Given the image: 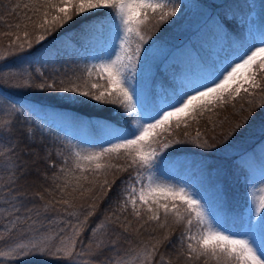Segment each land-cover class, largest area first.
<instances>
[{"label": "snow or ice", "instance_id": "obj_1", "mask_svg": "<svg viewBox=\"0 0 264 264\" xmlns=\"http://www.w3.org/2000/svg\"><path fill=\"white\" fill-rule=\"evenodd\" d=\"M181 7V0H0L3 35L13 38L8 47L16 57L0 66V85L14 78L13 87L114 105L128 125L99 124L98 147L59 137L46 142L43 126L14 103L5 109L0 218L19 242L0 250V264H264V198L232 213L240 221L237 229L224 216L221 170L211 169L221 177L212 194L198 182L158 174L167 162L164 150L174 145L200 149L202 171L210 169L217 152L232 147L229 141L251 118L255 101H247L248 116L232 121L226 132L229 119L213 117L241 90L248 96L264 91L258 79V74L264 79V19L257 26L235 3L212 0L197 5L200 18L185 43L169 48L153 33L177 23ZM96 10L110 12L82 27L81 42L94 53L83 68L52 65L53 41L31 51L30 37L41 43ZM150 20L155 21L151 28ZM157 60L164 61L167 80L153 85ZM169 66L175 70L167 71ZM206 113L211 127L204 134L197 128L192 136L191 127ZM53 154L59 164L50 162ZM174 225L182 228L178 235Z\"/></svg>", "mask_w": 264, "mask_h": 264}, {"label": "trees", "instance_id": "obj_2", "mask_svg": "<svg viewBox=\"0 0 264 264\" xmlns=\"http://www.w3.org/2000/svg\"><path fill=\"white\" fill-rule=\"evenodd\" d=\"M230 3H235L243 9V15L247 16L250 20H254L256 25L259 26L260 20L264 19V0H229ZM212 0H181V12L183 16L179 17V20L175 24H171V21L159 27L158 31L153 33V39L159 38L169 48L181 47L188 36L192 25L200 18V8L197 5L211 4ZM186 5L187 7H184ZM0 9V12H3ZM110 10H96V12L85 14L83 17H75L73 21L66 24L63 28L57 30L52 35L48 36L43 42L35 43L33 39V48L31 51H36L37 48L43 49L44 45H48L49 41L54 42L52 47L51 64L56 68H60L63 65L67 68L69 65L73 68L79 64L80 68L88 62V56L82 54L80 49H84L88 44H82L80 38V32L84 24L88 20L103 19L105 13ZM253 13V15H252ZM155 21L150 20L148 27L151 28ZM171 24V26H170ZM6 29L0 24V66L5 63H11L16 59L11 54V50L8 45L12 43L13 38L3 35ZM64 34L63 40H57L56 37ZM21 36L23 33L21 32ZM151 43V41H149ZM147 47V46H146ZM163 60H157L156 64V76L152 80V84L164 80L166 82L167 77L164 71L161 69ZM15 67V66H13ZM50 70V66H49ZM174 66H169L167 71H174ZM261 88H264V79H260ZM18 83L14 78H10V83L7 85H0V118L5 117V109L10 107V104H15L17 109L24 111V115L29 117V120L36 126H42V119L38 115H45L46 118L54 119L55 122H61L63 125H71L74 127L87 126L88 133L86 136V144L96 145L97 147L102 142L103 132L99 124L104 122H111L118 128L128 127L123 119L120 110L114 105H104L99 102L91 101L85 97H79L72 93H60L39 91L35 89H22L13 87ZM67 83V81H66ZM75 83L83 86L82 80H75ZM264 91L260 89L255 90L254 96H248L241 90V95L235 100H231L230 103L223 106L222 109H217L219 115L214 116V120H222L225 117L229 119V123H225L223 131L226 132L231 126L232 121L243 120L248 116L246 109L249 108L248 100H253L256 103V107L253 110L251 118L247 124L236 135L232 137L229 143L232 147L227 153L217 152L210 161V169L202 171L201 164L204 161V155L201 154V150L189 145V144H177L164 150V157L167 158L166 165L159 169V172L166 177H176L191 180L192 182H198L201 186L208 190L210 194L214 192V185L218 179L215 172L211 169H219L225 175L222 177L225 184V195L227 196V210L224 213L225 219L229 224L235 225L238 229L240 227V221L234 219L232 213L242 211L248 206V194H247V180L250 177L251 169L256 166L261 159L255 157L253 161L248 165L242 162L243 157L253 152V154H264L261 151V146L264 145V107H260V104L264 103ZM235 105V107H233ZM33 109V112H30ZM208 114L206 113L201 118L199 125H193L190 129L192 136L195 135L197 128L204 134L207 127H211L207 123ZM59 129L51 126L49 129H45L46 142L49 139L59 137L61 140L69 141ZM183 132V128L179 130ZM39 134V133H38ZM217 139L221 134V129L218 127L216 130ZM175 135V132L173 133ZM177 139L182 138L176 136ZM73 142V141H72ZM75 143V142H73ZM123 161L121 157L120 161H113L119 163ZM51 163L59 164L58 158L53 154ZM264 163V161H263ZM47 167V166H45ZM51 172V169H47ZM131 171V170H130ZM127 173L121 174V178L126 176ZM119 183V181H117ZM111 195V193H109ZM103 205H101V209ZM96 217L90 218V223L95 220ZM7 221L0 218V235L4 236V241H0V250L5 249L8 243L19 242V237H13L6 231ZM173 230L176 235L182 230L180 226L174 225ZM97 236L102 239L100 233ZM95 239V238H94ZM148 239L147 236L144 237ZM27 264H42L40 261H29ZM213 264V262H210Z\"/></svg>", "mask_w": 264, "mask_h": 264}, {"label": "rangeland", "instance_id": "obj_3", "mask_svg": "<svg viewBox=\"0 0 264 264\" xmlns=\"http://www.w3.org/2000/svg\"><path fill=\"white\" fill-rule=\"evenodd\" d=\"M80 51L82 54L85 52L88 56V62L90 57L94 54L89 50V45L85 46L84 49H80ZM30 112H33V109H31ZM38 117L43 120L42 126L45 129H49L53 126L56 129H59V132L62 133L69 141H73L75 143L86 142V136L88 133L87 126L74 127L71 125H63L61 122H55L54 119L46 118L45 115H38ZM255 157H259L261 161L251 169L250 177L247 180L248 205L251 201L253 206L257 205L259 201L264 198V183H261V179H264V154H253L252 152L242 159V162L249 166ZM158 174L162 175L160 172H158ZM162 176L167 178L165 175ZM252 185L255 186L253 187Z\"/></svg>", "mask_w": 264, "mask_h": 264}]
</instances>
